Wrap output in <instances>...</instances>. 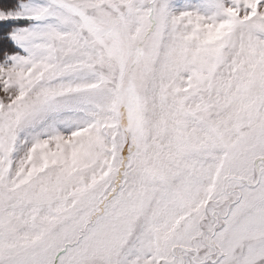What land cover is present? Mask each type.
<instances>
[{"label":"snow or ice","instance_id":"snow-or-ice-1","mask_svg":"<svg viewBox=\"0 0 264 264\" xmlns=\"http://www.w3.org/2000/svg\"><path fill=\"white\" fill-rule=\"evenodd\" d=\"M0 33V264H264V0H0Z\"/></svg>","mask_w":264,"mask_h":264},{"label":"rangeland","instance_id":"rangeland-1","mask_svg":"<svg viewBox=\"0 0 264 264\" xmlns=\"http://www.w3.org/2000/svg\"><path fill=\"white\" fill-rule=\"evenodd\" d=\"M21 23L23 24V23H26V22H21ZM0 95H2V93H0Z\"/></svg>","mask_w":264,"mask_h":264},{"label":"trees","instance_id":"trees-1","mask_svg":"<svg viewBox=\"0 0 264 264\" xmlns=\"http://www.w3.org/2000/svg\"><path fill=\"white\" fill-rule=\"evenodd\" d=\"M0 37H2V33H0Z\"/></svg>","mask_w":264,"mask_h":264}]
</instances>
